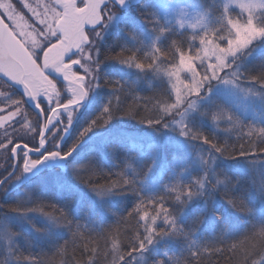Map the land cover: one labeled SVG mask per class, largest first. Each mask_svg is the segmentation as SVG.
<instances>
[{
  "label": "trees",
  "instance_id": "1",
  "mask_svg": "<svg viewBox=\"0 0 264 264\" xmlns=\"http://www.w3.org/2000/svg\"><path fill=\"white\" fill-rule=\"evenodd\" d=\"M208 1L216 12L209 27L201 30L179 29L176 23L167 21L154 0L132 6L121 12L124 16L114 24L111 22L94 54V61H99L96 81L88 101L76 112L61 151L71 148L109 101H112L113 117L106 125L91 128L80 143L90 140L68 161L66 170H45L21 183L1 201L0 222L6 214H27L31 218L27 225L12 223L9 226L12 236L9 249L6 237L0 233V264H27L23 259L27 256L36 257L45 264H88L90 257L94 264H120L121 259L125 264L133 255L139 254L145 255V264H245L246 261L250 264L251 259L259 258L253 254L257 242L247 238L264 225V169L257 172L229 167L224 175L227 184L216 189L211 187L210 193H203L204 188L198 181L208 186L211 178L203 169L184 161L180 152L170 149L157 158L151 146L115 136L117 130L158 128L162 123L149 125L141 120L159 114L158 102H173L168 82L158 71L175 65L189 49L193 53L191 57H195L201 51V37L214 31L219 41V36L226 33L228 23L224 12L227 11L222 8V0ZM228 11L227 16L231 19L245 21L246 15L236 9ZM121 52L125 56L135 55L146 65L151 62L153 67L140 70L111 59ZM243 69L244 78L258 89H264V42L259 43ZM17 94L23 99L21 93ZM128 111L136 115H124ZM28 113L37 119L29 107ZM213 114L221 117L216 123L210 119ZM160 118L166 123L171 115L164 113ZM261 128H264L263 118L246 116L218 97L204 118H193L188 126L212 143L226 145L225 152L216 153L211 144L206 143L219 158L230 163L264 161V152L260 151L264 149V137L258 134ZM61 132L54 137L50 135L49 147L55 149ZM249 132H252L251 136ZM104 134L110 137L105 148L94 147L92 143ZM194 140L203 142L201 138ZM241 145L246 155H240ZM82 153L85 157L78 161ZM76 160L81 163L71 168ZM52 171L68 177L74 187L61 188L50 182L37 194H32L33 197L26 198L25 188ZM120 173L124 175L120 176ZM117 179L128 183L122 184L103 203L96 202L97 195L89 187L90 183L103 185ZM172 188L176 193L169 191ZM189 191L198 194L189 199ZM176 194H181L180 200L175 198ZM228 200H232L235 207L229 205ZM140 201L153 214L157 210L153 205L158 207L162 203L170 213L168 221L174 223L165 222V214L161 213L149 239L144 223L138 221L133 212V207ZM34 203H42L49 213L53 212L47 207L49 204L63 209L71 221V229L62 227V233L45 237L46 223L42 220L34 224V219L45 216L12 211L15 207H34ZM129 213L133 214L130 216ZM232 244H237L238 249L231 250ZM93 248L95 253L91 252ZM259 251L257 245L255 252Z\"/></svg>",
  "mask_w": 264,
  "mask_h": 264
},
{
  "label": "rangeland",
  "instance_id": "2",
  "mask_svg": "<svg viewBox=\"0 0 264 264\" xmlns=\"http://www.w3.org/2000/svg\"><path fill=\"white\" fill-rule=\"evenodd\" d=\"M10 0H0V4L3 3L6 14L12 20H17L19 23H23L22 15L16 11L13 5H9ZM33 1V2H32ZM26 5L33 7V3H39V0H32ZM44 0H40V3H43ZM242 0H222V8L224 9V16L228 17L229 9H236L242 14L246 15V20H248V13L242 8ZM154 3L160 9L162 14L166 17L167 21L174 22L177 24L179 29H191V30H201L208 28L213 14L216 12L214 5L208 0H154ZM228 5L225 8V5ZM50 5L46 3L44 10L39 11V16L41 20L51 28L54 27L53 23L58 14H56L55 9L51 10ZM107 10L104 11L106 19L104 23L100 26L98 33L100 32L104 35L111 22L114 24L119 20L123 15L121 12H115L107 14ZM258 15H264L259 14ZM114 16L113 20L109 18ZM58 19V18H57ZM238 20V19H232ZM241 21V20H240ZM236 33L235 41H229L230 46L239 48L241 44H244L249 40L251 36L255 34L254 28L249 26L242 25L232 29ZM51 32V31H50ZM89 37V36H88ZM93 37V35H92ZM90 41V39H89ZM264 38H257L255 41L249 44V46L240 51L235 60L232 57L228 58V62L216 71L215 77L212 79H204L206 75L211 73L210 65L214 63L215 56H207L202 59H196L195 57H189V60H194L190 65V68H183V62L181 57L176 64L179 63V66L183 69L184 76L181 77L183 84L190 83V79H185V76L195 79H204V85L201 88L199 95L195 93H189L184 97L185 103L182 106H178L177 109H173L170 112H166L171 115V119L166 123H162L158 128H148V129H138L126 131V130H117L115 136L122 137L123 140L129 139L131 141H138L148 146H151L152 153L157 158L164 156L165 153L173 149L180 152L184 161L190 163L194 168H201L204 172L211 178L208 186L204 187L203 193H210L211 187H214V182L217 179L224 180L225 172L231 168L238 169H249L251 171L260 172L264 169V161H235L230 163V161L223 160L219 158L215 152L210 148V146L204 142H198L190 137H183L180 135V128L186 123L187 128L189 123L193 118H204L206 111L211 107L216 98H223L230 102L235 108L240 110L244 115L251 116L255 118L264 119V89H258L253 85L252 82H249L248 79L244 78L242 75L243 68L253 55L254 50L259 47V43H263ZM209 46L212 45L213 41L209 40ZM216 44H219V41H215ZM90 42L87 43L86 49L89 46ZM88 51L90 49H87ZM211 47L209 48V51ZM219 51V48L216 49ZM97 51V50H96ZM97 53V52H96ZM201 56H204L202 52V47L200 51ZM82 55V54H81ZM175 64V65H176ZM168 68H161L158 71L159 75L168 82V85L171 89L168 77L165 75V72ZM235 73V75H233ZM194 74V77H193ZM218 77V78H217ZM95 83V76H89V80ZM225 81H229L225 83ZM90 87V84H89ZM92 88V87H91ZM90 88V89H91ZM89 89V90H90ZM88 90V93L90 91ZM210 90V91H209ZM172 91V90H171ZM173 101L175 100V94L173 93ZM11 98V99H9ZM22 101L21 111L19 115L11 117L10 120H5L3 126H0V140L4 139L5 128L9 134V139L13 143L9 144L8 140H4L5 148H0V178H3L8 175V171L12 168L11 159L8 157L11 156V148L14 147L18 142H25L29 145L34 146L38 140L40 131L38 128L37 119H32L28 113V106L24 99L19 97L16 90L12 88L8 83L0 80V115L9 116L10 112L15 111L13 106V101ZM195 101L196 107H188L189 102ZM75 120V117H74ZM63 122H68V118L63 120ZM70 122V119H69ZM164 124L168 126L165 127ZM61 131L60 128H55L53 132L50 133L51 137H54ZM113 134V131H112ZM114 135V134H113ZM109 136L104 134L102 138L97 141H94V147L98 149H104L106 143L109 142ZM92 144L90 147H92ZM51 145V144H50ZM49 150H53L52 147H49ZM20 155L22 153L20 152ZM85 157V153H82L77 160ZM75 161L72 164L71 168L78 166V161ZM20 167L18 166L16 174L6 181L0 191V203L10 195V192L16 190L20 186L22 176L20 175L19 179L14 177L19 173ZM222 173V176H221ZM56 183L61 188L64 187H74L70 182L71 180L60 174V172L52 171L47 175H43L35 182L31 183L28 187L25 188L26 198L33 197L32 194H37L47 183ZM11 192V193H12ZM109 195L104 197H96V202L103 203L106 198L108 199ZM0 222V233L3 237H6L8 249L10 248L9 244L12 243L11 228L9 226L12 223H18L20 226L27 225L30 216L27 214H6ZM40 216V215H39ZM20 222H17V221ZM43 220L46 223L47 229H45V237H52L54 235L62 233L64 230L62 227H55L49 218L39 217V219H34V224L41 222ZM146 257L144 254L133 255L125 264H145Z\"/></svg>",
  "mask_w": 264,
  "mask_h": 264
},
{
  "label": "snow or ice",
  "instance_id": "3",
  "mask_svg": "<svg viewBox=\"0 0 264 264\" xmlns=\"http://www.w3.org/2000/svg\"><path fill=\"white\" fill-rule=\"evenodd\" d=\"M118 3L121 5H124L125 3H129V0H118ZM106 6L103 5L102 7ZM242 8L248 13V20L246 21H240V20H232L230 17H227V23L228 27L225 34H222L219 36V44H216L215 41L217 39L215 32H211L210 34H207L203 37H201V43H202V52L204 53V56H201L200 53L195 54L196 59H202L207 56H215V61L210 65L211 67V73L206 75L204 79H212L215 77L216 71L219 68H222L227 62L228 58L232 57L233 60H235L238 56V53L244 49H246L250 43L255 41L257 38H264V15H258L264 14V0H242L241 5ZM228 5H225V8H227ZM0 19L4 21V23L9 25V28L12 27L10 21L7 19L6 16H0ZM110 20L114 19V16L109 18ZM242 25L249 26L251 28H254L255 34L249 38L248 41H246L244 44H241L239 48L230 46L229 41H235L236 39V33L232 30L233 28L240 27ZM99 35V34H97ZM209 40L213 41L212 45L209 46ZM90 41H85L86 43H89ZM54 43V41H53ZM52 47L51 44L47 45L45 48L40 50V55L35 56L32 58L31 62L29 61L28 57L24 55L22 52H16L15 55L19 58V62H14V68L12 69L13 75L10 77L5 74V72H0L2 76L7 77L8 80L19 83L23 85L24 90L26 94L30 98H34L33 100L37 101V104L39 107H37L39 113L42 114L43 117H46L48 115V111H45L44 108L41 106V104L38 102V98L43 96L44 97V85L46 83L52 82L55 83L53 79L49 77L47 74L48 69H52L55 72L62 74L63 78H67V81L69 82V86H71V81L75 80L76 76H83L84 79L81 81V88L82 91L78 97L79 100H82L87 95V90L90 89L88 86V76H95L98 68H99V61L92 59V53L91 50L85 51L83 47L80 48L79 56H76V53H70L68 55L61 54V63L56 64L54 62H50L47 67L43 66L42 64V57L45 52H47ZM211 47V50L209 51V48ZM219 48V51L216 49ZM64 52H68L69 49L65 48L63 50ZM193 56V53L191 49L187 52L186 55H184L182 62H183V68L187 69L190 68V65L192 62H195L194 60L190 61L189 57ZM111 59L119 60L122 64H127L128 66L134 65L137 69L143 70L146 67L152 68L153 65L151 62H149L147 65L140 61L135 55H127L125 56L123 52L118 54L115 57H111ZM5 62L7 64L8 62V53H5ZM35 65V66H34ZM63 65V66H62ZM77 67H79L81 71H77ZM165 75L168 77L169 83L171 85V90L175 94V100L172 103L169 104H160L157 103L158 107V113L157 115H148L142 118L143 123H147L149 125H158L163 123V121L160 118V115L170 112L173 109H177L178 106H182L185 101L184 97L187 96L189 93H195L197 95L200 94L201 88L204 85V79H195L190 78L188 76H185V79H190V83L183 84V80L181 79L182 76H184L183 69L179 66V63L176 65H173L171 68L167 69L165 72ZM235 75V73H233ZM194 77V74H193ZM218 78V77H217ZM253 79H258L254 77ZM229 81H225V83H228ZM31 85V88L26 89V85ZM98 86V85H96ZM262 86H264V83H262ZM210 91V90H209ZM11 99V98H9ZM116 101L119 103V97H116ZM22 101H13V106L15 107L14 112H10L9 116L5 117L0 115V126H3V122L5 120H10L11 117L19 115L21 111V104ZM36 104V105H37ZM188 107L195 108L196 104L195 101H191L188 104ZM124 115L128 116H135L136 114L132 113L131 111L125 112ZM113 117V107H112V101H109V105L104 107L102 113L91 123L88 127H86L79 135L76 142L69 148L67 151H61V144L60 141L56 145V148L59 149V151H49L47 143L44 144L43 148L38 152L37 156L43 157V159H29L28 163H24L23 161L27 158H30L33 153L29 152L28 150H25L27 148V144L24 148H20V152L23 154L19 156V160H17L14 164L19 165L20 171L19 173L14 177L15 179H19L20 175H23L25 173L31 172L34 168H36L38 165L42 164L45 159H55L57 157L61 159H67L68 156L72 154L73 151H75L76 147L79 145L81 140L88 134V132L91 130L92 127L97 126L98 124L106 125ZM210 119L213 121V123L218 122L221 117L218 114L211 115ZM165 127H167V124H164ZM53 126H50L48 128V132H52ZM250 136L252 135V132L248 133ZM258 134L261 137H264V128H261L258 130ZM180 135L183 137H188L191 135L192 139L201 138L204 143H210L211 147L215 150L216 153H223L226 151L227 146L226 145H218L216 143H212L208 140L207 137H203L201 134L192 132L190 129L187 128L186 123L183 127L180 128ZM4 140H8V143L11 144L13 141L9 139V134L7 132V129L5 128L4 132V139L0 140V148H5ZM62 140V139H61ZM39 147V144L37 145ZM33 147V146H32ZM31 147V148H32ZM30 149V148H28ZM261 152H264V149L260 150ZM11 153L13 156L8 157V159H13L15 155H17V148L13 147L11 148ZM243 151V145H241V152L240 155H246ZM16 171V168L13 167L11 170L8 171L10 175H12L13 172ZM120 176H123V173L119 174ZM7 180V176L0 178V184H4V182ZM126 180H110L107 184H96V183H90L89 187L93 192L96 193L99 197H104L106 195L112 194L114 191L118 190L122 184L127 185ZM201 188L205 187V183L198 181ZM226 180H220L217 179L214 182V187H219L221 185H226ZM170 192L176 193V189L172 188L169 189ZM198 193H194L189 191L187 193V197L191 199L193 196L197 195ZM177 200H180L181 194H176L175 197ZM163 199V198H161ZM227 203L229 205H232L235 207V204L232 200H228ZM33 205H36L34 207H15L12 209V211L15 212H21V213H39L43 216L49 218V220L53 223L55 227H67L71 229V221L67 219V214L64 212L63 209L58 208L54 204H49L47 207H50L53 209L52 213H49L45 211V206L42 203H34ZM153 207H155L156 213L153 214L150 212L145 205L143 201H140L139 203L135 204L133 207V212L135 213L136 217H138V221H142L145 226V231L149 233L148 238L151 239V232L155 229V225L157 223L158 216L161 213L165 214V222H170L167 219V216L170 214L168 213V210L164 207V205L161 203L158 205V207L154 204ZM133 213H129L131 216ZM149 217L150 221L149 222ZM174 223V221L170 222ZM75 235V233H73ZM247 239L253 240L257 242V245L260 249L259 253L255 252V247L257 245L253 246V254L258 255V259H251L250 264H264V225H261L258 231H255L252 233L250 237ZM87 250V246H85ZM238 249L237 244L231 245V250L235 251ZM216 251H220V249H216ZM92 253L96 252V249H91ZM17 260L20 259V257H16ZM23 259L27 262V264H45L44 261L37 259L36 257L27 256L23 257ZM88 264H94L93 259L90 257ZM120 264H124L123 259L120 260ZM247 264V261L245 262Z\"/></svg>",
  "mask_w": 264,
  "mask_h": 264
},
{
  "label": "water",
  "instance_id": "4",
  "mask_svg": "<svg viewBox=\"0 0 264 264\" xmlns=\"http://www.w3.org/2000/svg\"><path fill=\"white\" fill-rule=\"evenodd\" d=\"M108 1L109 0H87L86 5L82 9H77L76 1L58 0V2H60V4L65 7V13L63 17L58 20L57 23L61 39L57 43L53 44L52 47L44 53L42 59L43 66L47 67L50 62L60 64L62 53L63 55L77 53L80 48L85 44V41H89L88 34L86 33L87 28H96L102 24L103 17L101 14V9L102 6L105 5ZM113 1L116 2V4L120 8L127 9L130 5V2H132L133 4H138L142 0H129V3H125L124 5L119 4L118 0ZM0 16H2L1 13ZM65 48L69 49V51L64 52L63 50ZM6 52L8 53L7 64L5 62ZM16 52L24 53V55L28 57L30 62L32 58L35 57L32 49L29 48V46L15 33L12 28H9L8 24L4 23V21L0 19V72H5V74L10 77L13 75L12 69L14 68V62H19V58L15 55ZM47 74L49 75V77L50 75H54L60 80H62L66 84L69 93V99L63 104H58V97L56 96L58 88L56 83L49 82L44 85V97H39L38 102L40 104L41 102L47 103L49 107H52L54 103L57 104L55 107H53V110H51L47 119L46 117H43L41 113H39L37 109L39 105L37 104L36 100H33L35 99V97L33 99L30 98L26 94L23 85L12 82L8 80L7 77H4L2 76V74H0V78L6 80L9 84L17 88L24 95L28 105L38 114L40 121L42 122L40 136L38 139L39 147L31 148V146L27 145V148H25V150H28L29 152L33 153L32 156H37V153L40 152L45 143H47L48 145L49 142L46 138L49 132L47 130L50 126H55L57 123H61L62 126L64 125L66 127L63 130V134L59 140L62 146L66 138L69 136L71 127L74 123V117L76 112L79 111L88 100V91L87 95L82 100L78 99L82 91L80 82L83 81V76H76L75 80L71 81V86H69L67 78H63L62 74H59L52 69H48ZM50 78L52 79V77ZM27 88H31V85H26V89ZM64 117H66V119L68 118V122L66 123V125L63 122ZM89 140L90 138L80 143L76 147L75 151H73L72 154L67 157V159H61L59 157L55 159H45L42 164L38 165L31 172L23 174L21 183L38 176L40 173H42L48 168L58 167L61 168V170H66L68 161ZM59 141L57 142V144L59 143ZM25 145V143H17L14 146L15 148H17L18 153L13 157V167L16 168V171L13 172L12 175L8 174L6 181L11 179L17 172L19 165H15L14 163L19 160V150L20 148H24ZM54 151H59V149L56 148ZM11 156H13L12 153ZM32 156L30 158H27L25 163H28L29 159H43V157L33 158ZM3 185L4 184H0V191Z\"/></svg>",
  "mask_w": 264,
  "mask_h": 264
},
{
  "label": "flooded vegetation",
  "instance_id": "5",
  "mask_svg": "<svg viewBox=\"0 0 264 264\" xmlns=\"http://www.w3.org/2000/svg\"><path fill=\"white\" fill-rule=\"evenodd\" d=\"M26 1L28 3L29 1H32V0H26ZM69 1H72V0H69ZM73 1H76V8L77 9H82L87 3V0H73ZM46 3H48L50 5L51 8L50 7L49 8L51 10L55 9L56 14H58L54 20V23H53L54 27L53 28H51L49 25L45 24L43 22V20H41V17L39 16V11L42 12L44 10V6L46 5ZM9 5L10 6L13 5L15 7L16 11L22 15L23 23H19L17 20H15V19L12 20L11 18H9L5 13V8H4L3 3L0 4V12L2 13L3 16L7 17V19L10 21V23L12 25V29L29 46V48L32 49L35 56H39L40 50L45 48L47 45H49V44L53 45L61 39V35L59 33V29H58V25H57V22H58L57 18L63 17V15L65 13V7L62 4H60V2H58V0H44L43 3H40V0H39V3H36V2L33 3V7L29 6L30 9L26 5L25 0H10ZM105 10H107L106 11L107 14H110V13L113 14V13L118 11V5L113 0H109L106 3V6L102 7V9H101V12H102L104 19H106L105 15H104ZM103 22H104V20H103ZM100 28L101 27L87 28V30H86V33L88 34L89 39H90V44L87 47V49L91 50L93 60H94V54L97 50L98 44H99L100 40L102 39V34L100 32L98 33ZM97 34H99V35H97ZM92 35H93V37H92ZM53 41H54V43H53ZM85 45H87V44H84L82 46L84 48V50L86 49ZM79 54H82V53H80V50L76 53V56H79ZM42 59H43V57H42ZM77 71H81V74H82V70H80L79 67H77ZM50 77H52V79L55 81V83L57 85V88H58L57 94L58 95H56V96L59 97L60 103L61 104L65 103L69 99V93H68L66 84L54 75H50ZM87 79L89 82L88 86L90 84V88H91L93 86L94 82L92 79H91V81L89 80V76ZM0 80L6 82L3 79H0ZM41 105L45 111H48V115L46 116V118H48L49 113L51 112V110H53V107L50 108L48 106V104L44 103V102H41ZM29 116L32 118L30 113H29ZM56 128L65 129L66 127H63L62 125L58 124Z\"/></svg>",
  "mask_w": 264,
  "mask_h": 264
}]
</instances>
